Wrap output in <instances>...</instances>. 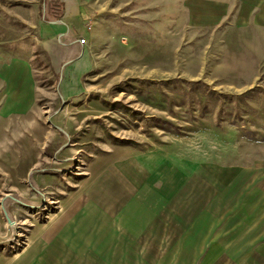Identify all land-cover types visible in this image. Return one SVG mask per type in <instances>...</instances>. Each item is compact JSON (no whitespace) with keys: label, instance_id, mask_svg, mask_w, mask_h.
Segmentation results:
<instances>
[{"label":"rangeland","instance_id":"374dc122","mask_svg":"<svg viewBox=\"0 0 264 264\" xmlns=\"http://www.w3.org/2000/svg\"><path fill=\"white\" fill-rule=\"evenodd\" d=\"M241 1H222L221 24L203 26L191 13L196 0H78L93 68L67 89L38 32L61 1L0 0V66L28 60L35 96L26 109L7 107L0 78L1 264H19L38 235L70 232L65 219L76 223L82 254L96 249L89 224L101 217L114 227L123 191L147 177L136 163L159 149L183 159L155 169L166 185L185 182L171 204H191V215L195 203L213 202L212 216L241 220L234 233L244 214L260 217L264 28L238 27ZM184 160L187 179L174 173ZM113 236L99 248H131Z\"/></svg>","mask_w":264,"mask_h":264},{"label":"crops","instance_id":"0c3cea01","mask_svg":"<svg viewBox=\"0 0 264 264\" xmlns=\"http://www.w3.org/2000/svg\"><path fill=\"white\" fill-rule=\"evenodd\" d=\"M59 1L61 11L55 14L44 13L38 32L40 45L50 59L53 69L61 73L60 79L62 78L64 86L70 89L69 85H72L70 83L79 82L81 77L93 68V63L86 48V31L83 29L78 0ZM222 1H228L229 4L232 0H196L195 11L191 13H195L200 21L197 24L203 26L221 24L223 17L227 15V12L220 8ZM242 3L243 7L235 17L238 27L264 28V0H242ZM46 5L47 2H44L45 11ZM82 38L85 39V43H81ZM30 66L28 60L21 58H13L0 66V78L5 82L7 98L4 105L7 107H15V110L20 111L21 107L26 109L32 104L35 96ZM147 156L144 155L140 163H136L137 166L143 164L141 167L148 171L146 175L138 171L139 179L147 177L137 191L130 193L123 191L129 195L125 196L127 199L119 205V216L114 227L113 225L108 227L101 221V217L93 219L89 224L92 233L88 231L87 237L88 240L90 238L94 241L96 249L90 250L88 254H82L79 248L81 238L77 236L79 233H75L76 223L65 219L63 227L70 228V232L55 235V239H49L43 234L38 235L39 241L33 249L17 255L20 258L18 263L264 264V210L259 218L251 217L252 214H244V231L241 233H234L241 220L234 219L229 223L230 217L212 216L215 205L213 202L195 203L194 213L189 215L187 208L190 207L191 210V204L184 203L178 206L171 204V201L181 193L185 182H177L174 187L166 185V180H157L158 172L155 171L163 164L166 167L164 170L169 168L172 171L171 160L183 159L171 157L160 149ZM147 161L151 162L143 163ZM184 161L185 167H175L174 173L183 174L187 179L189 175L186 169L187 160ZM168 178H172L171 173ZM94 209L97 213L96 206ZM110 210V204L104 203L102 208L104 216H107L105 211H109L111 215ZM173 210L176 211L175 214ZM111 232L114 234V242L118 243L120 238L124 239V242L130 241L131 248H127L128 244H120L113 249L110 244L100 249L101 239L108 241L107 236ZM46 243L48 249H45Z\"/></svg>","mask_w":264,"mask_h":264},{"label":"built area","instance_id":"2783aa9c","mask_svg":"<svg viewBox=\"0 0 264 264\" xmlns=\"http://www.w3.org/2000/svg\"><path fill=\"white\" fill-rule=\"evenodd\" d=\"M80 41H81V43H85V39L84 38H82Z\"/></svg>","mask_w":264,"mask_h":264}]
</instances>
